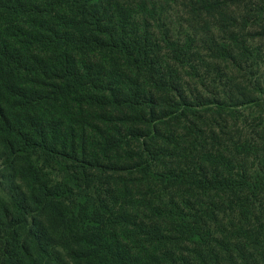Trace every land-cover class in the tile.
Wrapping results in <instances>:
<instances>
[{
  "label": "trees",
  "instance_id": "16d2710c",
  "mask_svg": "<svg viewBox=\"0 0 264 264\" xmlns=\"http://www.w3.org/2000/svg\"><path fill=\"white\" fill-rule=\"evenodd\" d=\"M0 264H264V0H0Z\"/></svg>",
  "mask_w": 264,
  "mask_h": 264
},
{
  "label": "rangeland",
  "instance_id": "374dc122",
  "mask_svg": "<svg viewBox=\"0 0 264 264\" xmlns=\"http://www.w3.org/2000/svg\"><path fill=\"white\" fill-rule=\"evenodd\" d=\"M253 116H255V114L253 113Z\"/></svg>",
  "mask_w": 264,
  "mask_h": 264
}]
</instances>
